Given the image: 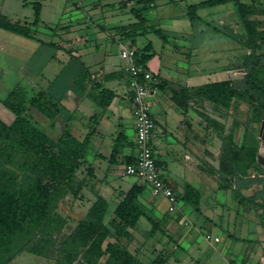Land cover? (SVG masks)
Instances as JSON below:
<instances>
[{
	"label": "trees",
	"instance_id": "16d2710c",
	"mask_svg": "<svg viewBox=\"0 0 264 264\" xmlns=\"http://www.w3.org/2000/svg\"><path fill=\"white\" fill-rule=\"evenodd\" d=\"M72 1H75L74 4L81 8L82 0ZM156 1H120L123 13L132 14L136 20L128 25L113 28L115 35L118 34L120 37L117 41L127 40L130 42L127 46L134 47L136 39L147 33H155L163 40H167L170 32L150 24L146 18V11L156 7ZM263 1L202 0L188 5L186 9V16L192 27L196 28L202 20L197 13L200 8L230 3L235 6L246 33L241 43L250 50L243 59L244 75L234 80L204 83L195 89V93L225 108L231 107L237 99L248 101L253 107L252 122L257 126L261 124L264 115V54L257 53L261 44L259 40L262 38L261 24L251 17L264 12L258 9V4ZM130 2H133V5L130 6ZM31 5L33 9L31 22L13 20L1 14L0 28L43 43V40L38 37L39 27L41 25L48 27V25L44 24L41 19L42 1L34 0ZM103 27L101 25V28ZM65 42H49L48 44L56 49H63L62 44ZM151 51V42L142 48H136V60L146 65L148 70L150 68L147 62L154 56ZM150 72L154 80L153 86L157 78L151 70ZM87 82L91 84V90L96 92L93 99L97 106L102 109L108 108L114 99V92L99 85L94 75L85 66L73 83L72 90L80 96L87 94ZM189 91L188 87H184L180 93L176 92L173 95L174 101L183 109H186L187 103L182 102L181 94L189 93ZM0 103L15 115V119L10 124L0 119V264H8L20 252L27 249L30 252L42 254L47 245L46 238L51 236L56 227H59V225L55 227L54 225L61 222L59 217L54 219L51 216L56 203L67 192L77 195L86 184L94 185L97 177L94 167L88 162L92 132L87 133L83 139H79L71 129L65 127L60 136L53 139L29 113V107H35L44 115L55 118L62 106L60 101H55L46 91L30 92L24 85L17 84L5 98H0ZM257 126L246 129L243 137L237 141L238 143L232 141V136L230 139L222 138L223 145L219 163L220 171L233 178L237 185L241 180L248 181L246 186H251L260 180L263 181V191H261L263 202L256 201V204L263 210L261 215H264V179L258 177L264 169L257 160L260 144L256 134ZM135 148L134 138L130 139L123 131L118 132L111 146L110 164L121 170L126 164L134 163L136 161ZM125 149L129 152L124 154ZM85 162L90 164L88 166V173L92 175L88 177L90 181L84 177L80 179L78 176V170ZM157 166L159 168L158 162ZM252 169L257 171L255 177L250 175ZM146 184L134 183L121 197L114 209L112 220L116 232H112L105 223L109 202L101 195H97L85 218L64 239L61 245L62 252L68 254L71 251V260L78 259L81 254L84 264H97L105 255L108 257L105 264H147L131 253L119 240L120 237L125 238L132 234L131 229L137 226L141 217H145L152 224L150 234L159 229L163 230L160 221L147 215L138 204L140 197L147 189ZM176 197L178 201L182 200L199 210L200 192L194 187L187 185L182 194L176 193ZM38 232H42V238L37 244L42 246L29 247ZM108 238L109 241L104 248V243ZM161 253L150 264H167V258ZM63 258L59 259V263H63Z\"/></svg>",
	"mask_w": 264,
	"mask_h": 264
},
{
	"label": "rangeland",
	"instance_id": "374dc122",
	"mask_svg": "<svg viewBox=\"0 0 264 264\" xmlns=\"http://www.w3.org/2000/svg\"><path fill=\"white\" fill-rule=\"evenodd\" d=\"M23 1H25L26 5ZM32 1L34 0H0V15L5 14L15 20L31 22L33 19ZM41 1L43 3L41 19L49 26L44 27L41 25L39 27L38 36L44 40L55 37L56 41L64 42L71 39L70 41L75 40L76 42L77 38L73 36L77 32L76 30L80 29V33H83L81 31L87 28L84 32L88 33L93 31L92 25L94 24H105L108 26V31L115 34L113 29L115 26L128 25L136 20L132 14L123 13L124 10L119 4L121 0H82L81 8H78L74 4L75 1L72 0ZM200 1L202 0H157L156 7H153L149 12V22L165 31H169L170 34L165 41L155 33H147L139 36L136 39V44L138 47H143L148 42L152 43L155 53L152 62L154 65H170L184 73L190 70L203 69L204 80L209 78H215V80L210 82L228 80L227 74L229 71L237 75L244 70L242 67L243 59L250 52L241 43V40L246 37L245 30L232 3L200 8L197 13L202 17V20L196 28L191 27V22L186 16L187 6ZM129 5H133V2H130ZM258 9L260 11L264 10V1L258 4ZM251 18L257 19L261 24L262 38L259 40L261 44L257 53L264 54V12H259ZM55 27H59L57 29L58 35H55L57 33L54 29ZM68 29L73 30L68 33ZM104 34L106 35V31ZM116 35L120 38L118 34ZM121 42V44H128L127 40H122ZM119 46L120 44L110 41L108 47L110 51L116 54L120 53ZM53 51L54 49L48 46H40L36 40L28 39L0 28V98H5L8 92L17 84H22L28 89L31 84L32 90L35 91L34 78L29 77L27 73L30 74L33 69L35 71L37 65L46 61L47 58L49 59ZM208 69L217 70L218 73L214 77L210 71H205ZM216 78L219 79L216 80ZM206 81L204 83H210ZM210 102L208 103V108L207 106L205 107L207 111H209ZM213 105V107H217L215 113L218 120H215V122L218 126L220 139V157L223 145L222 138L228 137L230 139L232 136V141L238 143L237 141L243 137V132L246 129H252L253 126L257 125L252 122L253 107L248 101L234 100L229 108L221 107L214 103ZM7 111L10 114L12 113L9 110ZM29 113L39 123L41 118L46 116L35 107H29ZM256 130L260 141L257 160L264 169V157L260 156L259 153L260 145L264 143V115L261 124L257 126ZM89 165V163L85 162L78 170L80 179L84 177V179L89 180L90 178L88 177H92L88 173ZM118 168L117 166L114 168L113 178L103 177L100 172V176L95 180L94 185L92 183L86 184L77 195L67 192L59 199L52 210L51 216L54 219L59 217L61 226L60 224L54 225V227L57 225L59 227H56L52 231L51 236L46 238L47 245L43 249V253L39 255L27 249L20 252L8 264H84L81 254H79L78 259L71 260L72 252L65 254L64 251L62 252L61 245L64 239L74 231L78 223L85 218L97 195H101L109 202L105 223L112 232H116V227L112 224L114 209L123 196L117 193L118 189L123 188L128 191L136 182L146 184L145 180L139 177L121 175ZM161 173H163V170ZM198 173L200 176L197 172H194L195 177L186 174L185 180L192 184L196 190L206 192L202 195L203 199L213 198L219 201L217 212L224 216V220H221L216 227L202 224L201 232H197L194 229V225H197L200 216H197L193 206L182 200L177 202V206L183 212V218L186 224L188 223V229L190 232L193 231L191 234L192 239L196 240L205 250H208V258L206 257L204 260L211 262V264H242V262L245 264H263L261 257L258 255L252 259L248 257L253 250H259L256 227L260 219L247 216V218H244L243 214L244 209L247 207L254 211L261 209L256 204V201L263 202V193H261L263 186L261 185L260 192H255L252 195L246 192L245 197L241 192L246 188L248 181L241 180V182L243 181L242 185H237L233 178L234 182L231 179L221 180L219 177L216 178L210 172ZM252 173L257 174L256 169H252ZM262 174H264V171ZM203 175L205 176L203 177ZM217 180L220 183L225 182L227 186H230L228 187L229 189L215 191ZM233 185H235V189L232 191ZM231 193L238 194L239 197L237 199L242 201V205L237 200L229 201ZM152 195L146 189L141 198L143 201H140L144 205H147L148 200L151 201L155 207L148 206L149 213L152 212L155 217L162 218L173 205L165 197H154L157 196L154 193ZM233 215L238 216L237 220ZM159 221L163 225V220L160 219ZM151 228L152 224L145 217H142L133 230V234H129L125 238L120 237L119 240L124 247L129 249L131 253L135 254L144 263L150 264L160 252L167 258V264L178 263L172 257V253H174L172 251L179 250L177 241H174L170 235H166V232L161 229L150 234ZM208 230L213 231V236L218 235L222 239L220 243H217L219 251H211L207 248L208 244L205 242V235L209 232ZM228 231L233 235H228ZM41 238L42 232H38L34 242L29 247L33 245L34 247L42 246L37 244ZM108 241L109 238L106 239L104 248ZM182 245L189 248L190 244L188 240H184ZM66 256L67 258L64 259L63 257ZM226 257L230 258L229 261L226 260ZM60 258H63V263H59ZM107 258V255L103 256L97 264H105ZM201 261L204 264L203 259Z\"/></svg>",
	"mask_w": 264,
	"mask_h": 264
},
{
	"label": "crops",
	"instance_id": "0c3cea01",
	"mask_svg": "<svg viewBox=\"0 0 264 264\" xmlns=\"http://www.w3.org/2000/svg\"><path fill=\"white\" fill-rule=\"evenodd\" d=\"M23 2L25 4V1ZM151 9L146 11V18L149 21L148 15ZM113 15L117 16L116 14ZM42 22L46 24L44 21ZM92 26L93 31L88 33L84 32L87 28L81 31L83 33H80V29H77L76 34L73 35L74 38H77L76 42L75 40L70 41L71 39L66 40L62 44L63 49H56L48 44L49 42L59 43L60 40L56 41L55 37L44 40L38 36L43 40V43L37 41L40 46H48L54 49L55 52L53 51L50 55L51 59L47 58L46 61L37 65L35 71L33 69L27 75L34 78L35 91H46L55 101H60L62 105L55 118L45 116V118H41L40 123L36 122L53 139H57L65 127L71 129L72 133L79 139H83L87 133L92 132L88 162L94 167L96 179L100 176V172L103 177L113 178V171L116 166L110 164L109 155L116 134L123 131L130 139H135L136 125L133 117V92L130 87L131 78L126 71L125 62L121 59L119 52L115 54L108 47L110 41L118 44L122 42L117 41L118 37L110 33L108 26L105 24L102 25V27L104 26L103 28H101L100 24ZM58 28L55 27L54 29L57 31ZM72 30L68 29L67 31L69 33ZM105 31L106 35L104 34ZM55 35H58V31ZM122 45L119 46L120 49ZM137 47L135 43L134 48ZM151 52L154 53L153 47ZM153 58L154 56L147 62V66L157 78L155 85L151 89V111L156 124L152 145L154 156L159 164L160 171L162 172L163 170L161 174L166 183L170 185L175 193L182 194L187 185L194 187L185 180L186 174L194 176V172H197L198 175V172H210L212 176L219 177L221 180H233L220 171V139L218 126L215 122V120H218L215 113L217 107H213L212 102L195 93V89L204 84L206 80H209L206 82H210L215 80V78L204 80L203 69L190 70L184 73L170 65H154L152 63ZM83 66L88 68L89 72L94 75L99 85L105 86L114 92V99L108 108L102 109L97 106L93 99L96 92L91 90V84L88 82L86 83L87 94L80 96L72 90V85L81 73ZM205 71H210L214 77L218 73L217 70L213 69ZM218 79L216 78V80ZM184 87H188L190 90L189 93L181 94L182 102L184 104L187 103L186 109L181 108L173 99L174 93H180ZM28 90L33 92L31 84ZM209 102L211 105L209 111H207L205 107L207 106L208 108ZM6 109L0 103V113L2 114V116L0 114V119L6 124H10L15 119V115L13 113L10 114L7 111L8 109ZM262 146H264V143H261L259 153L262 151ZM128 152L129 150H124V154ZM250 175L255 177V173H252V171H250ZM258 177L264 179V174H258ZM242 182L240 181V184ZM262 183L263 181L260 180L251 186H246L241 193L245 196L246 192L251 193V195L255 192H260L261 185L263 186ZM216 185L215 191L229 189L228 187H230L225 182L220 183L218 180ZM234 187L235 185L232 186V191L235 189ZM147 190L152 195V189L149 184L147 185ZM126 191V189L119 188L117 193L123 195ZM199 192L201 195L199 210L193 207L197 216H200L197 225H194V229L197 232H201L202 224L216 227L221 220H224V216L217 212L219 201L213 198L203 199L202 195L206 192L202 190ZM210 194L212 195L211 191ZM142 196L140 200H142ZM238 197L235 193H231L229 201H239ZM239 202L241 204L242 201ZM138 204L147 215H151L157 221L162 219L164 223L161 227L166 232V235H170L174 241H177L179 250L172 251L174 252L172 257L175 258V262H178L176 264H202L201 259H203L204 264H211V262L204 260L207 254L209 255L208 250H205L196 240L192 239L191 234L193 231L190 232L188 229V223L186 224L183 218V212L177 205L172 206L162 218H158L152 212L149 213L148 206L155 207L151 201L148 200L147 205H144L141 201ZM244 210V218L260 219L256 227L259 250H253L248 257L252 259L258 255L264 264V215L261 217V209L254 211L247 207ZM234 218L237 220L238 216L235 215ZM134 229H131L132 234ZM168 229L169 231H167ZM208 231L205 235V242L208 244L207 248L211 251H219L217 243H220L222 239L218 235L213 236L212 230ZM228 235L232 236L233 234L228 231ZM184 240L189 241V248L182 245ZM229 259L226 257V260L229 261ZM242 264L245 263L242 262Z\"/></svg>",
	"mask_w": 264,
	"mask_h": 264
},
{
	"label": "built area",
	"instance_id": "2783aa9c",
	"mask_svg": "<svg viewBox=\"0 0 264 264\" xmlns=\"http://www.w3.org/2000/svg\"><path fill=\"white\" fill-rule=\"evenodd\" d=\"M136 53L134 47L121 46L120 57L125 62L126 71L130 75V87L133 92V117L136 125V161L123 166L120 172L124 176H136L145 180L151 186L152 193L165 197L175 206L178 202L176 193L164 180L157 166L152 145L156 127L151 111V89L154 80L146 65L136 60Z\"/></svg>",
	"mask_w": 264,
	"mask_h": 264
},
{
	"label": "water",
	"instance_id": "95a60500",
	"mask_svg": "<svg viewBox=\"0 0 264 264\" xmlns=\"http://www.w3.org/2000/svg\"><path fill=\"white\" fill-rule=\"evenodd\" d=\"M243 72H240L239 74H235L234 72H232V71H229L228 72V76H227V79L228 80H234V79H238V78H242L243 77V75H244V70H242ZM263 139H264V136H263Z\"/></svg>",
	"mask_w": 264,
	"mask_h": 264
},
{
	"label": "bare ground",
	"instance_id": "6f19581e",
	"mask_svg": "<svg viewBox=\"0 0 264 264\" xmlns=\"http://www.w3.org/2000/svg\"><path fill=\"white\" fill-rule=\"evenodd\" d=\"M261 153H260V156H263L264 157V146H262V149H261Z\"/></svg>",
	"mask_w": 264,
	"mask_h": 264
}]
</instances>
